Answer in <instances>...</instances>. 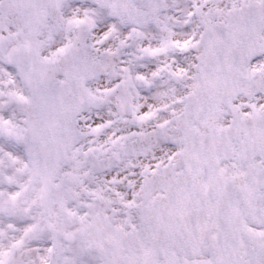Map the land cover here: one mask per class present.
Here are the masks:
<instances>
[{"label": "snow or ice", "instance_id": "6c2138e0", "mask_svg": "<svg viewBox=\"0 0 264 264\" xmlns=\"http://www.w3.org/2000/svg\"><path fill=\"white\" fill-rule=\"evenodd\" d=\"M0 264H264V0H0Z\"/></svg>", "mask_w": 264, "mask_h": 264}]
</instances>
